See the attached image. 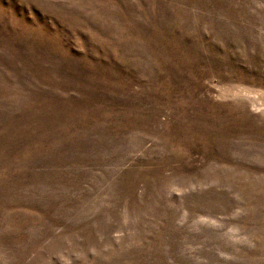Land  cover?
I'll return each instance as SVG.
<instances>
[{
	"label": "rangeland",
	"instance_id": "374dc122",
	"mask_svg": "<svg viewBox=\"0 0 264 264\" xmlns=\"http://www.w3.org/2000/svg\"><path fill=\"white\" fill-rule=\"evenodd\" d=\"M0 264H264V0H0Z\"/></svg>",
	"mask_w": 264,
	"mask_h": 264
}]
</instances>
